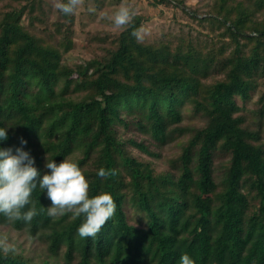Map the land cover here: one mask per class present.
<instances>
[{"label": "trees", "instance_id": "16d2710c", "mask_svg": "<svg viewBox=\"0 0 264 264\" xmlns=\"http://www.w3.org/2000/svg\"><path fill=\"white\" fill-rule=\"evenodd\" d=\"M0 3V149L22 147L40 178L47 156L72 159L90 198L107 192L117 206L96 239H82L84 217H49L37 187L39 214L30 223L0 214V225L46 253L35 262L0 252V264H180L183 254L264 264V0H210L200 14L185 0H153L195 27L138 40L132 32L149 16L136 12L127 30L91 35L90 57L74 63L73 16L57 10L66 23L49 24L44 0ZM186 114L205 124H184ZM181 137L160 168L161 149ZM101 167L116 175L99 177Z\"/></svg>", "mask_w": 264, "mask_h": 264}, {"label": "clouds", "instance_id": "9594fccd", "mask_svg": "<svg viewBox=\"0 0 264 264\" xmlns=\"http://www.w3.org/2000/svg\"><path fill=\"white\" fill-rule=\"evenodd\" d=\"M85 4V0H53V7L65 16H72ZM90 13L96 9L89 7ZM136 16L135 9L128 4H120L111 14L105 13L104 18L111 22L117 30H127L133 25ZM138 40H143L144 29L132 32ZM7 130L0 127V141L7 140ZM27 141L21 139V144ZM45 167L50 173L41 177L39 170L34 167V159L22 147L0 149V214L9 223L23 221L30 223L39 213L33 203L32 193L37 187L46 190L51 206L47 207V215L60 218L71 213L74 218L83 216L84 220L77 229L82 239H96L107 222L116 213V203L107 192L89 196V181L78 163L65 158L57 164L46 157ZM97 175L101 178L115 176V170L101 167ZM39 178V179H38ZM0 252L5 256L18 252L17 244L10 242L9 236L0 233ZM180 264H196L188 254L180 257Z\"/></svg>", "mask_w": 264, "mask_h": 264}, {"label": "rangeland", "instance_id": "374dc122", "mask_svg": "<svg viewBox=\"0 0 264 264\" xmlns=\"http://www.w3.org/2000/svg\"><path fill=\"white\" fill-rule=\"evenodd\" d=\"M122 3L131 5L136 12H142L149 16V20L145 21L141 28L144 29V38L142 41L151 42L158 39L160 34L177 30L184 25L190 24L192 27H195L179 9L164 7L162 5L153 7L151 5L153 0H98L97 5L100 4L98 8L96 6V0H85L84 6L72 15L74 22L71 29L73 31L74 47L66 55L69 63L78 62L80 59H88L90 57L87 42L91 35L99 32L113 33L118 31L111 26L110 21L104 18V14L113 13ZM207 3H210V0H185L186 7H189L191 10H196L198 14L206 11L205 6ZM2 5L0 3V7ZM44 7L47 12V18L49 16V24L53 21L66 23L62 18H58L57 9L53 7V0H44ZM89 7H94L96 11L90 13L87 10ZM184 124L202 127L205 124V117L203 115L190 116L186 114ZM130 134L134 135L137 133ZM181 141H184L183 137L168 143L161 149L162 157L159 160H155V163L160 168H166L168 160L178 153L182 144ZM126 213L130 222L137 223L139 221L140 215L132 209L127 208ZM0 233L7 234L10 242L17 244L18 252H23L35 262L46 253L45 244L36 239H31L23 231L13 230L8 224L2 223L0 225Z\"/></svg>", "mask_w": 264, "mask_h": 264}]
</instances>
